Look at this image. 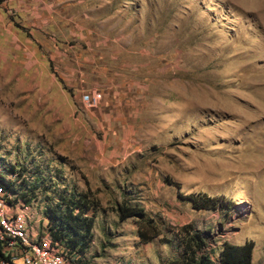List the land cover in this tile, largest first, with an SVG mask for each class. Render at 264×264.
<instances>
[{
  "label": "rangeland",
  "instance_id": "rangeland-1",
  "mask_svg": "<svg viewBox=\"0 0 264 264\" xmlns=\"http://www.w3.org/2000/svg\"><path fill=\"white\" fill-rule=\"evenodd\" d=\"M0 182L86 264L180 258L185 224L210 264L247 240L264 264V0H0ZM199 192L233 204L193 208ZM81 195L72 249L53 231ZM122 202L160 234L141 242Z\"/></svg>",
  "mask_w": 264,
  "mask_h": 264
},
{
  "label": "trees",
  "instance_id": "trees-1",
  "mask_svg": "<svg viewBox=\"0 0 264 264\" xmlns=\"http://www.w3.org/2000/svg\"><path fill=\"white\" fill-rule=\"evenodd\" d=\"M178 186V185H177ZM83 197V199H81ZM196 209H215L227 207L233 203L223 195L210 196L205 193H190L184 196ZM230 203V204H229ZM89 202L85 195L78 198H68L66 210L59 217V225L54 228L55 239L66 238L70 248L84 245L89 237L92 227L90 217H81L89 209ZM77 209V213L73 214ZM119 218L124 220L132 217L137 223V235L141 242H148L160 234V229L152 221L145 217L144 209L138 204L121 203L117 207ZM179 238L182 245V255L180 258L164 261L161 264H210L208 256L203 253L205 239L203 233L194 229L191 224H185L179 228ZM70 236V237H69ZM254 246L252 240H247L242 244L224 243L219 253V264H251V254ZM82 250V247H79ZM201 251V253H200ZM1 254V253H0Z\"/></svg>",
  "mask_w": 264,
  "mask_h": 264
},
{
  "label": "built area",
  "instance_id": "built-area-1",
  "mask_svg": "<svg viewBox=\"0 0 264 264\" xmlns=\"http://www.w3.org/2000/svg\"><path fill=\"white\" fill-rule=\"evenodd\" d=\"M101 97L98 89L93 88L81 95L80 102L96 108ZM12 196L0 182V264H86L58 241L32 234L25 219L26 209Z\"/></svg>",
  "mask_w": 264,
  "mask_h": 264
}]
</instances>
